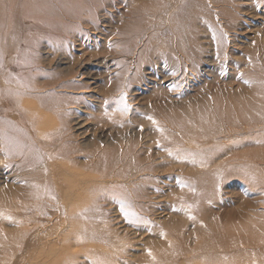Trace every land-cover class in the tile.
Listing matches in <instances>:
<instances>
[{
    "label": "rangeland",
    "instance_id": "1",
    "mask_svg": "<svg viewBox=\"0 0 264 264\" xmlns=\"http://www.w3.org/2000/svg\"><path fill=\"white\" fill-rule=\"evenodd\" d=\"M152 26L164 32L154 37ZM4 77L18 90L34 87L23 93L28 109L55 105L49 116H33L40 139L24 128L29 138L20 144L37 147L53 174L57 147L47 146L51 129L58 130L76 150L64 166L99 177L95 189H86L88 182L72 188L71 201L82 197V208L66 206L70 198L60 199L53 177L45 182L55 200L44 195L32 211L25 203L0 206V243L17 244L14 254L0 247V264H59L63 248L74 257L67 264H264V0H0ZM254 97L260 106L247 105ZM204 105L222 107L246 128L231 132L221 126L224 117L213 118L222 134L194 142L181 127L183 110L197 114ZM157 139L162 149L145 155L146 171L106 172L127 164H103L105 153L117 154L120 144L126 160L134 146L143 160L142 146ZM173 152L174 162L166 156ZM192 156L213 163L187 161ZM17 162L0 151V197L7 201L29 178ZM205 171L216 179L201 188ZM77 224L82 236L73 240ZM2 232L12 235L4 240ZM42 245L53 255L35 260Z\"/></svg>",
    "mask_w": 264,
    "mask_h": 264
},
{
    "label": "bare ground",
    "instance_id": "2",
    "mask_svg": "<svg viewBox=\"0 0 264 264\" xmlns=\"http://www.w3.org/2000/svg\"><path fill=\"white\" fill-rule=\"evenodd\" d=\"M158 11H159V8H158ZM156 12H157V9L155 8V13ZM145 19H147V18L145 17ZM143 25H147V24H143ZM150 25H152V24L150 23L149 26ZM163 28L164 27H161V29H159L158 27L152 26V27H150V30H151L150 34L151 35L153 34V36L155 37L157 32H162V33L164 32ZM165 31H166V28H165ZM157 36H159V34ZM11 81H13L12 78H7L5 80V77L3 80H0V151L4 154V156H9L11 158L12 162L16 159V161H18L16 163L17 169H19L20 172H23L24 176L28 175L29 178H26V179L23 178V180L21 179V181H23L22 182L23 185L20 188L15 187L17 189H14V190L12 189L11 193H9L10 197L8 196L12 200L7 201L8 198L0 197V206L2 208H4L6 206L5 203H11L13 208H20V206L23 203H25V208H30L32 211V208H40L41 207V205L38 206V204L33 203V201L39 199L40 197H42L44 195H45V202H47L48 200H51V199L55 200L58 196H57V194L55 195L54 191H52L53 185H51L49 182H45L46 178L50 179L51 177H53L55 179V181L57 180V182H58V193H59L60 199L62 201H67L66 199L68 198V196L70 198L69 202L66 204V206H68L69 208H82V207H84L85 203H84L82 197L79 198V200L74 201V204L71 201V197L73 196V193H74L72 188H74V189L77 188V190H78L77 192H79V191H81V186L82 187L87 186V184L89 183V185L87 186L86 189H89L90 187L95 189L96 186L98 185L95 182V179H97L99 176H97V174H95L94 176H90V178H88V177L86 178V177H84V174L82 173L83 169L78 170V169H74L72 167H67V165L64 166L65 163L63 164L62 161H64V162L65 161L66 162L74 161L73 160V157H74L73 153L76 150H72V148H71V146H72L71 140L72 139H70V137H68L67 135H64L62 132H60L58 130H54L53 128L51 129L52 133H50L49 135L52 137L53 140L50 142V144L48 143V146H47V148L48 147H54V148L57 147V150L55 148V152L53 153L54 158H51V159H54L53 161H55V162H53V164L51 163V166L54 168L53 174H51L49 170H45V169H47V166L49 167V165H48L49 161L41 160V158L39 157V154H38L40 152L37 151V149H38L37 147H34V148L28 147L27 148V147H24L20 144V141L22 139L29 138V134H27L26 131L23 130L24 128H27V129L29 128L30 135H31L30 137L38 139V140L40 139V135H39L40 133L37 132L36 129L40 128L42 124L40 125L39 123L34 121L35 119H33V116L34 115H44V114L49 116L50 111L55 107V105L45 104V106H43L41 108L34 106V105H31L32 108L28 109V106H30V105H28L24 101L22 102V100H24L22 98L26 97V96H24L23 93H28L29 91L34 90V87L25 86V91H24V87L22 88V90H18L15 88L16 86L13 87V85H10ZM257 89L255 90V92L257 91ZM258 99H256L255 97L251 98L247 102V105H252V107L260 106V103L262 104V102L261 101L259 102ZM219 106H221V105L219 104ZM203 108L204 109L202 110V112H198L197 114H195V112H192L190 107L186 108V110H183L186 117H185V121L181 127L184 129L187 136H190L192 139H194V142H197L200 139L201 140L212 139V138L222 134L223 128L222 129L217 128L215 126V122H214L213 118L216 119L218 117H224L226 120V123L222 124L221 126L222 127L226 126L227 130L231 131V132L236 131V130L239 131V129L246 128V127H243L244 124L237 123L235 118L233 117V115H231V114L228 115L225 111H223L222 107L216 108L215 110H210V108L207 107V105H204ZM160 115H162V114H160ZM161 120H162V117L157 122H159ZM182 120H180V121H182ZM45 123H47V122H43V124H45ZM158 125H161V124H158ZM245 125H247V124H245ZM254 126H256V125H252L251 127H254ZM30 128H32V129L30 130ZM154 143L156 145H148V143H146L147 145L145 144L142 146L144 151H145L143 154H141V156H144L143 160H139L136 158L135 155H133L134 152L132 153V150L135 149L134 146L132 147L133 149H129L126 152V155L128 156L127 159L132 157L131 165H128V162L126 161L127 159L125 160V158L123 156L125 154V152L121 153V149L123 147L121 148L120 144L118 143L119 147H116V148H118L120 151H116L117 154H115L113 152L105 153V155L102 159V163L103 164L109 163V166H112V168H114L116 166L122 167L126 163L127 164V167H126L127 170L125 169L122 172H116L112 169H108V171H106V172L110 175H117V176H121V177H126V176H129V174H131L132 170H129V169H135L134 172H132V173H135V171H136V174H140L141 172L146 171L147 169H149V167L146 166V164L148 163L147 161H148V159L150 160L151 157L148 158L145 155L148 154L149 151L152 152V149H155L156 147H158V149H162V146L160 145L161 142H159L158 139ZM123 144H124V142H123ZM40 147H42V145H40ZM69 148H71V150ZM172 149H174V148H168V150H172ZM52 150H53V148H52ZM175 152L170 153V154H172V156L170 154H166V156H168L172 160V162L175 161L174 160L175 155H173V154H176ZM77 153H79V151ZM194 157L195 156H192L191 158L187 159V161L195 162L197 164L206 165V166H210L213 163V160H211L209 158H200V157L194 158ZM252 158H255V156L253 155ZM8 160H10V159H6L5 163L7 162V163H9V165H15V164L9 162ZM58 162L61 163V166L59 164L57 165ZM96 163H99V161ZM91 167L92 166H89V168H91ZM157 168H158L157 166H153L152 170H155ZM65 175L67 178H65ZM214 175H215V173H212L211 171L210 172L205 171L204 174L202 175L204 177V180L202 182L198 183V185L201 188H207L209 185H211L210 181H213V180L215 181L216 178ZM70 177H71V179H70ZM85 178L87 180H92V181H87ZM63 181L68 182V184L65 185L63 183ZM67 185H69V186H67ZM45 191L47 194H45ZM128 191L132 192V188L128 189ZM18 200H20V201H18ZM57 204H59V203H57ZM57 204L52 203L49 205L55 206ZM60 211H61L60 213L62 214V210H60ZM18 212L21 213V211H18ZM47 215H49V214L43 213V216H47ZM202 218L204 220H208L207 216L206 217L202 216ZM15 225H17V226L19 225L20 226L19 229H21L20 220H16ZM217 226L218 225H213V228L217 229ZM76 228L78 230L75 234H78V235L76 237H74L73 240L74 239H80V237L82 236L81 235L82 229L78 226V224L76 225ZM61 230H63L62 236H63V239L65 240V238H67L66 233H65L66 232L65 228H63ZM49 232L54 233V232H57V230H56V228H52ZM19 234H20V232L18 233V230H16L14 232V236H13L12 240L16 241V239L19 238ZM5 235L7 237L9 236V238H10V235H12V233L7 234V232H6ZM5 235L2 232L1 237L4 240H5ZM224 237L227 239H230V234H224ZM72 243H73V245L78 244V243H76V241L72 242ZM47 245H48V243H47ZM0 247L4 250L5 253H8V254H14L15 251L17 250V244L15 243L13 245V242L11 240H10L9 245L6 242H5V244L0 243ZM47 248L48 247L43 248V245L40 248H37L38 251L33 255L35 260L42 258V256H46V258H47V257H50L51 255H53L49 249H48L49 250L48 252H45V250ZM68 250H69V248H67V251ZM67 251L65 250V248H63L62 250H60L58 252L59 255H61V257H60L61 260H58L59 264H67V263H70L72 260H74V257L73 256L71 257ZM23 257L25 258L24 255L21 256L20 258L22 259Z\"/></svg>",
    "mask_w": 264,
    "mask_h": 264
},
{
    "label": "snow or ice",
    "instance_id": "3",
    "mask_svg": "<svg viewBox=\"0 0 264 264\" xmlns=\"http://www.w3.org/2000/svg\"><path fill=\"white\" fill-rule=\"evenodd\" d=\"M125 107H126V105H125ZM149 119H151V117H149ZM123 212H125V214L127 215L128 213H127V211L123 208V206H122V209H121Z\"/></svg>",
    "mask_w": 264,
    "mask_h": 264
}]
</instances>
